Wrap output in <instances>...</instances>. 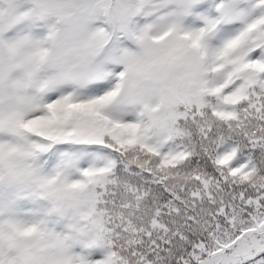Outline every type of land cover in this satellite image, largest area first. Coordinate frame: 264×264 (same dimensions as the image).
Returning a JSON list of instances; mask_svg holds the SVG:
<instances>
[{
    "label": "snow or ice",
    "instance_id": "1",
    "mask_svg": "<svg viewBox=\"0 0 264 264\" xmlns=\"http://www.w3.org/2000/svg\"><path fill=\"white\" fill-rule=\"evenodd\" d=\"M0 264H264V0H0Z\"/></svg>",
    "mask_w": 264,
    "mask_h": 264
}]
</instances>
